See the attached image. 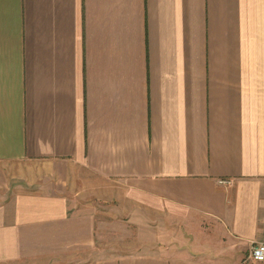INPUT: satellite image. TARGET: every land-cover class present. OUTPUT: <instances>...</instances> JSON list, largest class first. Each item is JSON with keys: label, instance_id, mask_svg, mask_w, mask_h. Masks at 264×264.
Returning <instances> with one entry per match:
<instances>
[{"label": "crops", "instance_id": "crops-1", "mask_svg": "<svg viewBox=\"0 0 264 264\" xmlns=\"http://www.w3.org/2000/svg\"><path fill=\"white\" fill-rule=\"evenodd\" d=\"M110 201L171 242L102 252ZM263 216L264 0H0V264H255Z\"/></svg>", "mask_w": 264, "mask_h": 264}, {"label": "rangeland", "instance_id": "rangeland-1", "mask_svg": "<svg viewBox=\"0 0 264 264\" xmlns=\"http://www.w3.org/2000/svg\"><path fill=\"white\" fill-rule=\"evenodd\" d=\"M115 202L101 203V208L113 210L114 215L111 214V216L115 218L114 224L111 223L106 228L107 230H104V234H101L100 237L101 241L97 244L101 247L102 252L117 250L125 253L126 251L140 250V247L147 248L146 245L152 242H160L159 247L162 248L163 243L166 246L171 242L172 227L166 229L167 225L163 220L158 221L156 217L141 214L134 209L125 214H122L120 210L115 212L118 207ZM117 216H119V221L116 220ZM142 216L145 217L144 221L140 219Z\"/></svg>", "mask_w": 264, "mask_h": 264}, {"label": "built area", "instance_id": "built-area-1", "mask_svg": "<svg viewBox=\"0 0 264 264\" xmlns=\"http://www.w3.org/2000/svg\"><path fill=\"white\" fill-rule=\"evenodd\" d=\"M221 183H231L227 179H221ZM264 228V216L261 219ZM249 257L255 262V264H264V239L263 240H253L250 247Z\"/></svg>", "mask_w": 264, "mask_h": 264}]
</instances>
